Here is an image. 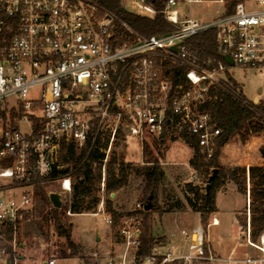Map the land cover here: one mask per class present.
Returning <instances> with one entry per match:
<instances>
[{
    "label": "built area",
    "instance_id": "1",
    "mask_svg": "<svg viewBox=\"0 0 264 264\" xmlns=\"http://www.w3.org/2000/svg\"><path fill=\"white\" fill-rule=\"evenodd\" d=\"M199 1L167 0L159 11L148 0H126L138 14L162 12L177 25L143 36L86 0H0V264L19 263L17 256L10 257L8 246L15 250L6 231H14L33 204L36 187L58 177L53 174H72L62 163L69 145L97 148L103 175L113 148L126 144L128 136L138 137L142 147L150 143L148 137L161 144L195 136L199 156L208 160L222 132L211 113L201 109L212 88L220 86L254 108L219 77L218 70L228 63L218 70L202 67L188 41L213 29L218 52L229 55L233 65L264 68V0H240L232 12L209 21L189 14L188 6ZM175 67L186 71L178 86ZM61 187L72 191L69 175ZM246 206L245 234L255 245L249 189ZM99 209L120 240L104 264H210L221 259L208 237L216 219L207 226L181 228L141 256L143 217L115 219L104 202ZM260 238L262 245L255 246L264 253V233ZM245 261L259 264L264 258ZM56 262L49 258L43 264Z\"/></svg>",
    "mask_w": 264,
    "mask_h": 264
},
{
    "label": "rangeland",
    "instance_id": "2",
    "mask_svg": "<svg viewBox=\"0 0 264 264\" xmlns=\"http://www.w3.org/2000/svg\"><path fill=\"white\" fill-rule=\"evenodd\" d=\"M229 1L231 0L193 2L188 6L189 14L200 21H209L227 12L226 3ZM125 7L137 13L129 2L125 3ZM218 75L237 88L252 104L257 106L264 103V68H243L228 64L226 69L218 70ZM33 94L37 95V92ZM147 140L150 143L142 147L138 137L128 136L126 144L113 148L120 160H123L119 164L129 172L127 184L115 192V195L111 193L114 209L121 215L133 214L144 219L140 210L143 203L147 202L144 192L146 184L143 177L136 174V170L148 166L146 161L150 158L152 160L157 158L163 176L157 199L156 201L152 199L154 209L150 219L154 235L160 240H165L181 228L198 224L207 226L212 221L213 214L202 219L200 213L189 204V198L194 199L195 191H190L187 185L198 186L203 192L208 183L205 181L206 173L190 165V160L195 154L193 147L184 139H165L163 143L157 145L152 142L154 139L148 137ZM155 141L160 140L155 139ZM262 147H264V134L255 135L247 142H243L239 136H234L222 148L219 164L222 167L249 168L253 164L264 163L260 152ZM63 157L64 155L62 159ZM62 163L68 168L67 163L63 160ZM64 176L58 175L57 178L44 182L41 187L47 195L50 192L61 193L62 206L57 209L61 222L71 228L75 249L68 248L66 239L58 233L53 214V208L56 207L45 197H41L36 187L33 204L23 212L13 231L12 244L15 256L19 258L18 264H43L49 258H56V264H104L115 249L114 245L119 243L116 228L105 221L106 215L101 209L92 210L96 213L66 212L70 208L72 191L69 193L62 189L61 181ZM69 177L73 183V175ZM2 181L0 179V183ZM103 188L102 184L99 194L101 202L105 204L108 196ZM248 189H250L249 182L247 194H242L234 182L226 181L217 191L216 200L218 198L221 225H209L208 237L212 250L221 259L210 264H247L245 259L248 257L264 258V253L255 246L262 245L261 238L257 242L251 239L255 244L252 245L245 234ZM22 255L24 257L20 258ZM228 259L238 262H228ZM259 264H264V261Z\"/></svg>",
    "mask_w": 264,
    "mask_h": 264
},
{
    "label": "trees",
    "instance_id": "3",
    "mask_svg": "<svg viewBox=\"0 0 264 264\" xmlns=\"http://www.w3.org/2000/svg\"><path fill=\"white\" fill-rule=\"evenodd\" d=\"M86 1L99 5L103 12L115 15L119 25L121 24L120 21L126 22L143 36L162 34L172 31L177 27L175 23L167 20L162 12H158L154 16H144L127 10L125 7L126 0ZM166 1L148 0L159 11L163 9ZM238 1L240 0L227 2L226 11L228 13L232 12ZM215 34L213 29L208 30L192 37L188 41L191 49L197 54L200 65L209 70H218L221 64H226L224 57L218 52ZM185 72L184 68H174L173 82L176 86L184 83ZM229 85L235 88L233 85ZM201 109L211 113L213 121L222 132L216 138L214 154L208 160L199 156L195 136H185L183 138L194 149L195 154L190 160V165L192 168L206 173V182H208L213 169L217 168L218 171L216 176L211 180V187L208 193L206 190L201 192L198 186L187 185L190 191H195L194 199L189 198V204L195 211L200 213L202 219H206L217 211V191L226 181L234 182L242 194H247V183L249 182L251 239L253 242H257L264 233V165H252L249 168L246 166L222 167L218 160L222 148L232 137L239 136L243 142H247L249 138L255 135L264 134V103L262 102L257 106L254 105V108L248 107L229 91L216 86L211 90V98L201 106ZM146 150L148 151V149ZM260 152L261 157L264 159V147L260 149ZM100 156L97 148L89 151L87 145L81 149H76L71 144L67 147L66 154L62 160L68 165L65 171H71L72 169V174H53V176L73 175L74 177L70 208L66 212H71L72 214L89 213L93 212L92 210L94 209H98L101 202L99 192L103 184V191L108 196L105 210L111 213L115 219H118L121 214L114 209L111 193L117 192L127 184L129 172L127 168L119 164L121 160L118 154L114 153L112 160L107 164V174H105L103 180L102 162L99 161ZM146 163L148 166L137 169L136 174L142 176L145 181V199H148V196L153 193L154 201H156L163 172L157 158H154V160L150 158ZM118 164L119 166L117 167ZM42 184L37 186V193L50 201L49 196L44 192L43 187H41ZM155 208L157 207L155 206ZM151 212L152 210L147 211L143 207L140 210V213L144 216L141 248L139 251L141 256L148 254L155 243L160 241L152 231ZM53 214L58 233L66 239L68 248L75 249V243L71 237V228L61 222L57 208H53ZM6 234L9 240L13 239V230L11 228L7 229ZM8 252L13 259L15 252L12 245L8 246Z\"/></svg>",
    "mask_w": 264,
    "mask_h": 264
},
{
    "label": "water",
    "instance_id": "4",
    "mask_svg": "<svg viewBox=\"0 0 264 264\" xmlns=\"http://www.w3.org/2000/svg\"><path fill=\"white\" fill-rule=\"evenodd\" d=\"M173 49H176V46H173ZM224 59L226 60V62L229 65H233V60L231 59V57L229 55H225ZM218 169L215 168L213 169L212 174L210 175V178L208 180V183L206 185V192L208 193L211 187V180L216 176ZM112 195H114V193H112ZM49 199L50 202L52 203V205L56 208H60L62 206V199H61V193L59 192H50L49 193ZM152 199H153V193H151L148 196L147 202L143 203V208L147 211L152 210L153 207V203H152ZM24 256L22 255L21 258H23Z\"/></svg>",
    "mask_w": 264,
    "mask_h": 264
},
{
    "label": "crops",
    "instance_id": "5",
    "mask_svg": "<svg viewBox=\"0 0 264 264\" xmlns=\"http://www.w3.org/2000/svg\"><path fill=\"white\" fill-rule=\"evenodd\" d=\"M261 159V158H260ZM261 161V160H260ZM259 162V161H258ZM253 165H264V163H257V164H253ZM105 175V174H104ZM193 176H195V174H193ZM105 177V176H104ZM114 195H115V193H114ZM112 199H113V197H111ZM216 203H217V211L213 214V217H212V221H213V219H216L217 221H218V224H211V226H219V225H221V220H220V217H219V206H218V198H217V200H216ZM211 221V222H212ZM210 222V223H211ZM173 234V233H172ZM171 234V235H172ZM215 253V252H214Z\"/></svg>",
    "mask_w": 264,
    "mask_h": 264
}]
</instances>
